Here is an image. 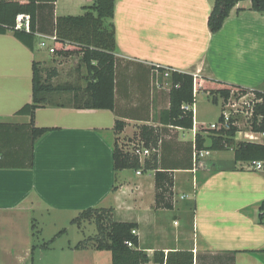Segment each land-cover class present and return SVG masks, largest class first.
Wrapping results in <instances>:
<instances>
[{
	"label": "crops",
	"instance_id": "obj_1",
	"mask_svg": "<svg viewBox=\"0 0 264 264\" xmlns=\"http://www.w3.org/2000/svg\"><path fill=\"white\" fill-rule=\"evenodd\" d=\"M93 3L56 0L54 16L84 15L93 12L87 8ZM214 3L115 0L114 108H80L74 92H61L36 110L38 126L56 129L35 142L33 168H0V264H34L36 246L50 247L53 239L44 237L41 244H33L41 232L37 214L52 218L54 224L72 216L71 223L81 228L92 221L79 225L72 220L97 207L112 208L115 221L135 223L139 248L151 258L156 250L188 249L194 264H264V168L237 161L232 148L204 149L208 152L203 156H194L196 134L210 145L206 129L214 124L201 115L200 95L208 104L213 101L211 90L240 86L264 91V11L253 10L250 0L241 1L213 33L208 17ZM42 26L48 32L52 28L46 19ZM48 32L42 34L51 35ZM35 35L32 50L13 31L0 33V122L16 126L3 128L8 138L0 142V157L4 149L5 161L14 164H21L20 155L30 149L23 125L31 118L18 111L33 100V62L45 65L50 59H37V47L40 41L55 44ZM65 65H54L55 78ZM81 70L77 65L74 76ZM174 70L194 76L191 129L162 118L170 107L166 73ZM82 76L85 81L78 85L85 87L87 70ZM220 98L216 103H223ZM117 120L125 124L120 133L115 131ZM142 125L154 128L157 168L115 171L116 139L128 151L130 143L141 139ZM157 170L174 178L172 209L156 208ZM94 236L67 246L62 264H96L95 251L103 249L94 246ZM98 263L112 264V253Z\"/></svg>",
	"mask_w": 264,
	"mask_h": 264
},
{
	"label": "trees",
	"instance_id": "obj_2",
	"mask_svg": "<svg viewBox=\"0 0 264 264\" xmlns=\"http://www.w3.org/2000/svg\"><path fill=\"white\" fill-rule=\"evenodd\" d=\"M56 0H0V33L13 31L14 35L30 49H35L37 31L48 32L43 28L42 19L51 22V35L56 36L57 46L55 52L63 57H71L74 54L80 56V64L88 73L85 87L70 82L54 83L58 75L56 67L46 69L43 62H33V100L24 105L18 114L29 115L31 120L26 125L30 142V149L21 154V164L5 161L6 151L3 149L0 157V168L34 167V145L39 137L51 131L53 127H41L36 124L35 112L38 108L50 102L49 96L54 93L74 92V100L80 108L112 109L115 105V63H116V27L113 22L115 15V0H94L93 12L84 15H59L54 16V2ZM245 0H215L214 6L208 17V27L211 32H218L229 17L232 9ZM252 9L264 11V0H250ZM239 9V8H238ZM21 13H29L32 16V32L18 30L15 28L16 17ZM164 71V68H160ZM169 80L170 107L164 112L163 120L172 125L191 129L194 125L193 105L195 103L194 76L193 74L180 71H171ZM241 93L252 92L257 97L263 98V102L255 106L253 129L264 132V120L258 117L264 114V91L248 89L236 86ZM213 102L218 97L225 100L230 98L229 88L211 90ZM188 106V108H187ZM220 116L219 121H222ZM229 129H206L211 140L210 145H205V137L196 134V150H224L234 149L237 161H264V142L236 140L235 135L239 129L233 124ZM124 122L117 120L115 124L116 133L124 128ZM15 126L11 123L0 122V142L3 145L7 136L3 128ZM16 127V126H15ZM140 138L147 147H153L156 136L154 128L142 125L140 127ZM144 167L157 168V156L153 154L147 158L142 165L139 158L126 151L123 144L116 139L114 143V169L115 171L125 168L140 169ZM156 208L172 209L174 178L167 171L156 172ZM264 204V202L262 203ZM112 208L97 207L82 211L73 223L81 224V221H92L96 225L97 233L94 236V246L98 249H106L112 253V264H145L151 260L157 264H194V253L192 250L172 249L167 253L156 250L151 258L148 253L139 248V237L133 233L136 224L132 222L115 221L112 216ZM132 242L133 246H128Z\"/></svg>",
	"mask_w": 264,
	"mask_h": 264
},
{
	"label": "rangeland",
	"instance_id": "obj_3",
	"mask_svg": "<svg viewBox=\"0 0 264 264\" xmlns=\"http://www.w3.org/2000/svg\"><path fill=\"white\" fill-rule=\"evenodd\" d=\"M39 41V39L37 40ZM47 42V41H46ZM47 44H51L48 43ZM56 46V43L54 44ZM38 51H37V59H41L42 57L50 58L46 64L44 65L46 69L53 68L56 63L65 62L66 65L60 69L63 70L62 73L59 74V77L54 78V83H74V84H81L84 83L85 80H83L82 73L86 72L85 67L84 70L79 72V76H74V70L76 69V66L80 63V56L78 54H74V56L71 57H63L59 55L56 52H49V49L47 47H42L40 44L38 45ZM68 64V65H67ZM81 65V64H80ZM59 68V67H58ZM74 76V78H73ZM231 90L230 98L225 100L223 97L222 104L215 103L211 100H209L208 104L202 103L204 101L203 95H200L198 97L199 104L204 109V112L201 113L203 117L209 118L208 124L217 121V117L221 114V106H225V103H228L230 99H235L237 101V97L241 95V91L236 86L229 87ZM205 102V101H204ZM246 112V111H244ZM236 114L235 117L238 119L237 126L240 129H248L251 126V122L249 120V115L246 113ZM37 219V225L38 229L41 230L39 236H32L34 238L33 244H41L42 243V237H44L47 241L53 239L50 242V247L46 248V250H42V247L40 245L36 246L35 252H34V264H62L66 260L63 259V255H67V252H63L64 249H67V246L75 244L79 240L87 239V236L96 234V225L94 222H85L81 228H79L77 225L71 223V217L67 216L59 219L57 221V224H54V220L52 218H46L42 216V214H37L35 216ZM47 219V220H46ZM61 224V225H60ZM63 224V225H62ZM67 229L65 232L58 234L59 231L62 229ZM26 236V233L24 234ZM16 236V235H15ZM49 242V241H48ZM63 254V255H62ZM69 254V252H68ZM96 257L94 258V261L96 264H99L98 261L106 260V256L109 258L111 257V251L103 249L100 251H95Z\"/></svg>",
	"mask_w": 264,
	"mask_h": 264
},
{
	"label": "built area",
	"instance_id": "obj_4",
	"mask_svg": "<svg viewBox=\"0 0 264 264\" xmlns=\"http://www.w3.org/2000/svg\"><path fill=\"white\" fill-rule=\"evenodd\" d=\"M32 16L29 13H21L18 14L16 17V23H15V28L18 30H24L26 32H32ZM38 36L44 39H48L52 41L53 43H56V36L55 35H44L42 33L36 32ZM40 45L42 47H47L50 52H55V49L57 46L52 45V44H47L46 41H40ZM166 76H170V71L166 73ZM263 102V98L257 97L254 93L252 92H247L244 94H241L237 97V101L234 99H230L228 103H225V106L223 107L222 110V116L223 119L222 121H218L217 123L212 124L211 129L215 130H221V129H229L231 126V120L233 119V124L237 125L238 124V119L235 117L236 114H241L246 113L249 115V120H250V128L248 129H239L236 132L235 139L236 140H245V141H255V142H264V132H259L255 131L253 129V120H254V114H255V106L257 103ZM188 108V106H187ZM259 121L264 120V114H261L258 117ZM128 151L131 152L132 154L136 155L140 162H145L147 158L152 156L154 153L158 152V149L154 147H147L144 144V141L141 139L133 141L132 143L129 144ZM197 151V150H196ZM205 150H199L194 153L195 157L203 156ZM251 167L255 169H263L264 168V161L261 160H253L250 161ZM140 173V172H139ZM133 233L136 234V230H133ZM128 246H133L132 242H127ZM145 264H150V262L145 263Z\"/></svg>",
	"mask_w": 264,
	"mask_h": 264
}]
</instances>
